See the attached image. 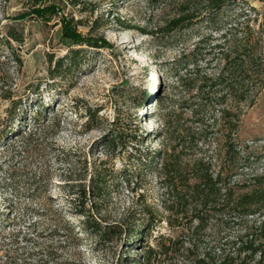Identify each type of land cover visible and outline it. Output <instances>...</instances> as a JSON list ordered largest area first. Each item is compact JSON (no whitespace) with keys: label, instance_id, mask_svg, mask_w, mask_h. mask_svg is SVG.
Here are the masks:
<instances>
[{"label":"rangeland","instance_id":"obj_1","mask_svg":"<svg viewBox=\"0 0 264 264\" xmlns=\"http://www.w3.org/2000/svg\"><path fill=\"white\" fill-rule=\"evenodd\" d=\"M89 1L94 11L36 17L35 0H0V135L11 127L0 142V264H136L150 249L143 264H194L225 233L192 195L194 160L210 156L218 169L228 133L264 149V88L231 133L219 106H197L193 63L217 71L211 47L230 24L264 30V0H237L212 25L207 0ZM62 13L109 46H73L77 65L55 76L58 60L69 62ZM183 13L193 23L173 28ZM125 132L126 146L106 144Z\"/></svg>","mask_w":264,"mask_h":264},{"label":"trees","instance_id":"obj_2","mask_svg":"<svg viewBox=\"0 0 264 264\" xmlns=\"http://www.w3.org/2000/svg\"><path fill=\"white\" fill-rule=\"evenodd\" d=\"M35 2L39 5H32L29 12L36 17L51 16L59 11L64 13V8L68 5L80 12L95 9V3L89 0H35ZM236 2L237 0H207V13L204 17H207L208 23L212 25L217 21L218 12ZM188 8L185 7L186 10ZM251 10L255 9L251 7ZM63 13L60 22L65 44L70 46L67 55L69 62L64 67V58H60L53 70L55 76L77 65L80 52L83 50L73 46L83 44L109 46L105 39H100L99 43L92 38L83 37L71 27V20ZM193 16L190 13H183L171 24L173 28L188 26L193 23ZM225 29L219 42L211 47L214 51L211 54L218 60L217 71L210 74L204 72L201 75L199 61L193 63L196 66L194 81L199 83L195 98L198 100L196 103L198 107L211 108L213 111L219 106L214 112L220 115L224 124L228 121L229 125L225 130L233 133L239 127L242 115L240 106L253 104L254 99L264 88V30L261 28L255 30L249 25L243 27L241 23L230 24ZM204 40L202 38L200 43ZM20 105V99H15L10 113L15 112ZM41 114V109L37 107L35 114L29 117L31 123H38ZM126 128L129 127L125 126L122 130ZM10 131L11 127L8 132L0 135V142ZM30 131L28 134L24 131L28 137L32 135ZM22 132H14L13 137L18 138L20 135L21 138L26 137ZM228 134L226 137L223 136V144L218 150L217 156L221 160L218 169H213L210 156L195 159L193 163L191 177L195 181L189 185L192 195L200 204L212 209V217L218 220L225 231L218 245L212 251L198 255L194 264H264V165L260 167V171L257 168V164L264 162V149L248 145L243 147L230 133ZM128 137L127 132L124 135L118 133L110 137L106 144L115 145L116 141H119L126 146L130 142ZM104 180L100 173L92 178L91 189L95 196L102 195ZM200 219L203 221V218ZM141 226L138 225V228ZM95 227L98 228L97 225ZM142 234L143 232L140 233ZM153 253V249H150L142 260L131 259H135L136 264H143L150 260Z\"/></svg>","mask_w":264,"mask_h":264}]
</instances>
